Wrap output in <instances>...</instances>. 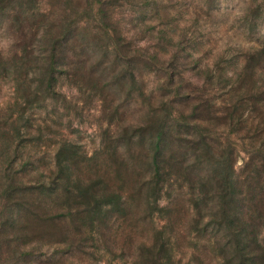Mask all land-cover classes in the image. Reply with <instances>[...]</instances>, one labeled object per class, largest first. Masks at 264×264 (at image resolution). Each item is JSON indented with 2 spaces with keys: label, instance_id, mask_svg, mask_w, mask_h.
I'll return each instance as SVG.
<instances>
[{
  "label": "rangeland",
  "instance_id": "1",
  "mask_svg": "<svg viewBox=\"0 0 264 264\" xmlns=\"http://www.w3.org/2000/svg\"><path fill=\"white\" fill-rule=\"evenodd\" d=\"M102 2L105 27L89 12L93 0L26 2L22 12L33 17L19 36L0 19V211L9 205L3 190L10 177L21 183L36 174L47 177L64 146L78 148L80 167L93 159L114 187L107 146L126 152L148 138L145 130L162 126L182 152L176 161L183 168L167 179L155 203L149 171L138 169L133 192H122L129 211L124 217L111 213L102 235L93 229L80 244L59 250L40 238L31 244L11 238L0 264H152L161 245L168 264H227L223 234L204 225L219 222L215 215L227 189L252 206L264 197V0ZM59 14L80 29L72 49L84 67L81 83L61 77L56 95L27 101L15 86L36 89L33 74L48 58L51 41L42 32ZM22 46L30 52L23 66ZM125 159L130 162L131 154ZM223 176L231 184L224 185ZM199 212L207 216L203 223Z\"/></svg>",
  "mask_w": 264,
  "mask_h": 264
},
{
  "label": "trees",
  "instance_id": "2",
  "mask_svg": "<svg viewBox=\"0 0 264 264\" xmlns=\"http://www.w3.org/2000/svg\"><path fill=\"white\" fill-rule=\"evenodd\" d=\"M34 1L0 0V19L4 18L7 28L13 30L16 28L15 33L18 36L21 35L19 33L23 23L33 17L32 14L22 12L21 6L26 2L33 4ZM89 8L90 13L95 11L99 24L105 27V7L102 0H93ZM11 10L17 11L16 15L12 16ZM61 12L65 13V11ZM85 15L89 16L87 12ZM40 18L48 20L49 15H41ZM52 19L51 23L47 22L48 25L43 32L41 30L42 39L51 41L48 58H45L43 67L36 69L37 72L34 71L35 74H33L34 81L37 80L38 83L36 89H31V85L25 84L15 86L16 92L25 94L27 101L28 97L37 96L40 93L56 95V84L61 77L69 81L73 79V84H80L82 80L79 75L84 67L77 62L79 56L73 54L72 49V45L77 43L75 37L81 35L80 29L77 30L74 20L69 15L60 16L59 14ZM28 48L21 47L23 55L18 61L22 66L25 60L30 58ZM169 79H171L170 76ZM143 133H147L143 136L148 138H139L136 147L127 148V153L117 145L107 146L108 154L105 156L111 160V164H115L112 169L113 177L119 185H116L117 187L110 185L112 178L106 170L105 176L95 170L96 166L91 163L93 159H89L85 166L80 167L75 160L80 152L72 145L64 146L58 151L54 169L47 177L32 174L33 178H29L26 183H21V180L14 176L10 177L12 183L3 190L9 205H5L0 211V255L8 253L13 240H22L24 244H31L35 242V239L40 238L42 242H51L59 250L70 248L73 244H80L86 236L91 235L89 231L93 229H99L98 234L102 235L112 218L111 213L116 212L124 217L129 211L122 192L124 190H127L128 194L133 192L132 185L136 186L137 181L135 180L132 184V180L136 173L139 175L140 168L144 167L149 171L153 183L151 189L157 195L156 200L154 199L155 203L167 179L183 168V164L176 161V158L179 159L183 154L173 149L175 148L173 142L166 135L164 127L158 126L154 131L145 130ZM126 154H131L130 162L125 159ZM174 155L178 157H173ZM81 171L89 175L88 180L78 176ZM206 173H208L207 170ZM104 177L105 179H102ZM222 181L226 186L231 184L225 176ZM195 196L197 199L200 197L198 193ZM220 200L223 204H220L219 213L215 215L219 222H216L217 219L213 224H208L206 221L204 228L207 226V229L209 226L216 235L219 232L223 234V245L220 250L223 256L225 255L227 264L264 262L263 239L258 238L262 231L259 227L260 219L264 220V197H259L258 204L252 206L251 201L244 204L237 195L227 189V192L224 191L221 194ZM224 201L234 205L228 206ZM70 202L73 204L69 205ZM197 215V221L201 223L207 217L200 212ZM11 238L14 239L10 241ZM62 240L65 241L62 242ZM164 248V245H161V248L152 255V264L170 262L169 257L165 258ZM259 253L261 260L257 257ZM228 256L230 258L226 259Z\"/></svg>",
  "mask_w": 264,
  "mask_h": 264
}]
</instances>
